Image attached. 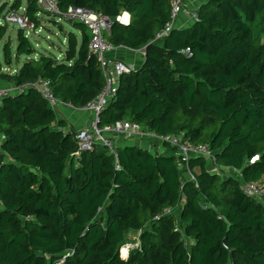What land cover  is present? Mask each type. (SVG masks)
I'll return each mask as SVG.
<instances>
[{"label": "trees", "instance_id": "obj_1", "mask_svg": "<svg viewBox=\"0 0 264 264\" xmlns=\"http://www.w3.org/2000/svg\"><path fill=\"white\" fill-rule=\"evenodd\" d=\"M25 2L29 21L41 26L49 15ZM57 2L110 17L127 12L106 39L145 49L140 66L120 75L99 128L129 120L179 133L241 176L222 177L191 157L186 165L200 169L193 181L172 147L151 151L123 135L111 134L116 156L100 143L77 154L76 130H63L57 108L29 84L46 80L56 99L78 109L93 99L105 79L89 33L73 21L66 32L49 16L65 40L58 59L17 27L15 46L9 36L2 54L6 64L13 54L24 60L14 73L0 64V80L17 88L0 97V264H264V199L244 189H264V0H205L191 25L159 40L172 0ZM21 6L6 1L0 15ZM9 26L0 25V40ZM129 231L140 232L139 246L122 258Z\"/></svg>", "mask_w": 264, "mask_h": 264}, {"label": "built area", "instance_id": "obj_2", "mask_svg": "<svg viewBox=\"0 0 264 264\" xmlns=\"http://www.w3.org/2000/svg\"><path fill=\"white\" fill-rule=\"evenodd\" d=\"M36 1L38 6L42 9V11L46 12L47 15L54 16L65 21L80 22L85 26L90 36L88 44L89 52L95 55L105 79L100 92L93 99L89 100L82 108H80L81 110L89 112L91 116L88 126L75 132L74 138L77 143V154L80 151L92 150L95 144L100 143L108 147L116 156L114 142L111 137V134H115L116 136L123 135L137 141L145 140V142L148 143L146 148L151 151L163 152L165 145L172 147L174 149L173 153H175V155L182 160H180V162L185 163V168L188 171L190 169L186 163L191 157H203L206 160H208V158H212V160H214V164H216L215 154L208 145L193 144L188 140L182 139V135L179 133L170 135L156 134L154 131L144 129L136 122L129 120H117L111 125L99 128V114L107 105L108 101L115 96L120 75L129 73L133 70L132 67L123 61L109 60L106 55L108 52L117 47L109 42L106 39V36L109 34L114 22L122 24L127 23L124 19V13L122 12L114 17H110L82 7L68 6L66 9H61L57 0ZM182 4L183 0H172V9L169 21L156 32L154 40L162 39L171 31L174 27L175 19ZM4 19L5 22L17 25L18 28L29 29L32 27V23L29 21L25 12L20 11V9L17 11L6 12ZM193 19H197L196 13H193ZM141 51L142 53L145 52L144 47ZM184 52L189 55V48H186ZM29 85L34 87L43 97H45L49 106L53 109H56L59 103H63L53 96L46 80L38 79L36 82ZM25 86L27 85H23L20 88L23 89ZM16 91V87H14L13 91L0 89V97L9 92L13 93ZM158 147H160L161 150L157 149ZM257 158V156L252 157L251 162ZM234 171L238 173L239 177L241 176L239 170ZM190 175L192 178L190 179L195 181L194 174ZM244 189L248 195L257 199H264V189L262 186L251 182L246 183L244 185ZM171 211V208H166L164 213H169ZM135 242L136 243H124L120 245V254L122 258H126L129 250L138 246V242ZM62 262L63 259L58 264H62Z\"/></svg>", "mask_w": 264, "mask_h": 264}, {"label": "crops", "instance_id": "obj_3", "mask_svg": "<svg viewBox=\"0 0 264 264\" xmlns=\"http://www.w3.org/2000/svg\"><path fill=\"white\" fill-rule=\"evenodd\" d=\"M23 1L25 0H22V6L20 8L22 11H24L25 4H26V2L25 4H23ZM203 1L205 0H183V4L175 19L174 27L182 28V27L191 25L192 22L194 21L193 13H196L197 8ZM123 13H124V19L128 22L129 14L127 12H123ZM54 34L56 35V33ZM12 38L14 39L15 36L13 35ZM45 38L49 41L47 37ZM64 42H65L64 36L62 35V42H61L62 46L58 45V46H61V50H59L57 46L58 52L56 53L53 50H51L50 46L46 48L44 47L43 48L37 47V48L50 51L54 53L58 59H62L63 57L62 52L64 50ZM50 43H51L50 45H53V46L56 44V42H52V41H50ZM34 44H38V43H34ZM13 46H15L14 41H13ZM142 49L143 47H140L137 49H129L124 46H117L112 51L108 52L106 55L109 60H120L126 63L127 65H129L130 67H132L133 69H136L138 65L141 64L143 57H144V53H142L141 51ZM13 57L15 58L14 54H13ZM21 58L22 60H24V57L21 56L19 60L16 62H20ZM21 63L22 62H20L19 64ZM15 71L13 70L11 73H14ZM9 86L10 87L13 86L11 87V89H14L15 87L14 84H12L11 82L0 80V89H7V87ZM56 112H57V121H59L60 119H63L66 121V126H64L63 130H69L70 128H74L75 130H77V129L83 128L88 125L90 116H91L89 112L78 109V108H74L71 105L66 104L64 102L58 104ZM57 121L56 123H54L53 127H56V128L58 127ZM2 139L3 137L2 135H0V142L2 141ZM137 143L138 145L142 144L143 146L148 145V143L145 141H137ZM129 232H135V231H129Z\"/></svg>", "mask_w": 264, "mask_h": 264}, {"label": "rangeland", "instance_id": "obj_4", "mask_svg": "<svg viewBox=\"0 0 264 264\" xmlns=\"http://www.w3.org/2000/svg\"><path fill=\"white\" fill-rule=\"evenodd\" d=\"M6 1L11 2L12 0H0V6L4 3H6ZM23 4H25V1H23ZM5 11V10H4ZM20 11H22L20 9ZM52 18L47 16L42 20V25L39 27H30L29 29H27V33L32 35V40L34 43H38L35 44L36 47H41V48H46L48 46H50L51 50H53L55 53L58 52V45H61V39H62V33L61 30L59 29V26L54 23L52 20ZM55 21L59 22L62 24V29L64 31H69L71 29L70 24H68V22L58 19L57 17L54 18ZM5 23V19L3 18V11L0 15V25ZM13 26V27H12ZM17 29V25H12L11 27L9 26L6 33L2 36L1 40H0V64H1V68L5 71V72H12L13 70H17L18 66L21 65L19 64L20 62H22V58L20 60V62H16L17 59H15L14 57H12V60L9 64H6L3 58V54H2V45L4 44V42L8 39L9 36L13 37V35L15 36V31ZM56 33V35L54 34ZM47 37L49 39V41L45 38ZM14 43H15V38L13 39ZM50 41L52 42H56V44L50 45ZM62 46V45H61ZM38 48V49H41ZM140 65H138L139 67ZM137 67V68H138ZM13 87V86H11ZM11 87H7V89H5V91H13V89H11ZM89 124V123H88ZM88 126V125H87ZM86 127V126H85ZM81 129V128H80ZM79 129H77L76 131H78ZM157 149L161 150L160 147H158ZM207 162V167L210 171H216L218 172L222 177H227V176H236L238 177V173H236V171L229 169V168H224V167H219L218 165L214 164V160L209 159L206 160ZM183 170V176L185 178L190 179L191 175L193 173H199L200 169L199 167L194 168L193 170H187L186 168L182 167ZM192 179V178H191ZM194 181V180H193ZM139 236H140V232H128L125 240L123 241L124 243H136L135 241L138 242V246H139ZM123 243V244H124ZM137 246V247H138Z\"/></svg>", "mask_w": 264, "mask_h": 264}, {"label": "water", "instance_id": "obj_5", "mask_svg": "<svg viewBox=\"0 0 264 264\" xmlns=\"http://www.w3.org/2000/svg\"><path fill=\"white\" fill-rule=\"evenodd\" d=\"M131 144H138V143H137V140H134V141H132V143H131ZM140 146H142V147L146 148V146H143L142 144H140Z\"/></svg>", "mask_w": 264, "mask_h": 264}]
</instances>
